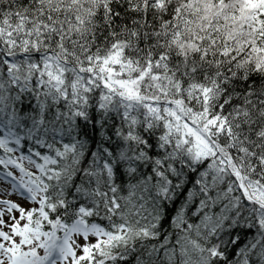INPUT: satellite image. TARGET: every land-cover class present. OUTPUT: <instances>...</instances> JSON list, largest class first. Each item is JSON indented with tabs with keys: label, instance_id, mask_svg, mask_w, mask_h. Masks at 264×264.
Listing matches in <instances>:
<instances>
[{
	"label": "snow or ice",
	"instance_id": "snow-or-ice-1",
	"mask_svg": "<svg viewBox=\"0 0 264 264\" xmlns=\"http://www.w3.org/2000/svg\"><path fill=\"white\" fill-rule=\"evenodd\" d=\"M0 264H264V0H0Z\"/></svg>",
	"mask_w": 264,
	"mask_h": 264
}]
</instances>
